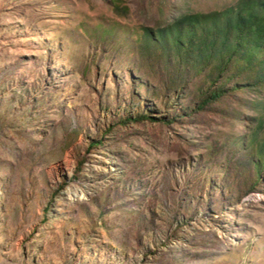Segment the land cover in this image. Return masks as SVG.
I'll return each instance as SVG.
<instances>
[{
    "label": "rangeland",
    "instance_id": "1",
    "mask_svg": "<svg viewBox=\"0 0 264 264\" xmlns=\"http://www.w3.org/2000/svg\"><path fill=\"white\" fill-rule=\"evenodd\" d=\"M238 1L0 0V264H264V109L143 37Z\"/></svg>",
    "mask_w": 264,
    "mask_h": 264
},
{
    "label": "trees",
    "instance_id": "2",
    "mask_svg": "<svg viewBox=\"0 0 264 264\" xmlns=\"http://www.w3.org/2000/svg\"><path fill=\"white\" fill-rule=\"evenodd\" d=\"M217 16L208 25L209 16L181 14L155 31L146 28L144 47L160 49L165 58H169L167 49L174 52L178 82L188 72V65L205 67L213 59L216 63L209 76L215 83L228 73L232 80L242 79L235 82L231 92L250 93L253 99L249 108L253 111L264 109V98L261 97L264 93V0H239L232 11ZM225 91L223 86L213 91L209 89L199 105L219 100ZM261 146L264 152V143ZM263 168L264 164L260 171ZM256 184H252L249 190H253Z\"/></svg>",
    "mask_w": 264,
    "mask_h": 264
}]
</instances>
